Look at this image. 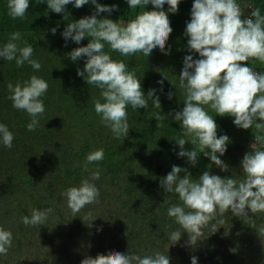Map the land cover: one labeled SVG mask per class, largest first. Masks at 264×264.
Instances as JSON below:
<instances>
[{
	"label": "trees",
	"instance_id": "trees-1",
	"mask_svg": "<svg viewBox=\"0 0 264 264\" xmlns=\"http://www.w3.org/2000/svg\"><path fill=\"white\" fill-rule=\"evenodd\" d=\"M97 3L117 5V11L97 17L117 23L128 7L126 0ZM6 4L7 0H0V47L8 42L10 34L19 32L21 39L13 42L21 47L25 42L31 45L32 59L41 68L36 71L27 63L17 67L14 60L0 58V123L14 134L11 149L0 143V226L13 234L12 247L7 256H0V264H81L86 256L95 258L110 251L140 256L158 251L170 257V264H191L192 256L198 258L197 264H264V212L247 210L251 219L230 211L218 214L202 229L196 245L189 243L188 233L167 215L172 204L180 203L177 194L166 193L160 185L161 177L173 165L187 168L193 178L210 171L239 181L244 178L241 160L249 152L248 142L255 134L254 128H238L234 117H221L205 106L218 125L217 135L229 137L227 151L220 157L228 171L215 166L203 153L195 166L187 157L178 156L181 149L175 140L188 139L183 136L180 122L174 119L175 112L184 107L186 95L179 86V74L186 55L199 58L188 52L184 35L193 0H181L175 14L167 13L168 6H164L173 29L165 49H170V54L154 49L149 57H123L105 45V52L113 59L123 60L128 70L135 72L146 96L156 90L161 104L160 109L155 108L148 100L147 109L136 111L129 106L130 129L123 139L114 138L95 113L94 101L100 98V90L77 75L86 58L74 62L68 56L73 49L86 46L90 37L76 44L62 36L67 24L91 16L95 6L89 2L77 9L68 4L64 13L57 14L48 9L46 0H30L26 18L12 19ZM257 5L264 10V0H258ZM145 10H153V6L149 4ZM140 11L137 7L135 14ZM53 28L55 34L51 32ZM258 65L264 63L249 61L252 68ZM32 75L45 79L49 85L42 97L45 112L38 117L35 131L27 129L32 118L13 108L7 89L9 83L15 85ZM157 114L164 119L157 121ZM193 147L199 153L198 145L190 142L184 150L191 151ZM94 149H103L104 159L87 164L86 155ZM97 169L100 178L91 182L100 190L99 202L74 214L61 193L78 186L83 179H91L92 171ZM33 208H53L54 212L42 225L25 226L21 217H30ZM177 230L183 232L181 238L171 244L170 234ZM233 248L235 253L230 251Z\"/></svg>",
	"mask_w": 264,
	"mask_h": 264
},
{
	"label": "clouds",
	"instance_id": "clouds-1",
	"mask_svg": "<svg viewBox=\"0 0 264 264\" xmlns=\"http://www.w3.org/2000/svg\"><path fill=\"white\" fill-rule=\"evenodd\" d=\"M38 2L45 3V0ZM89 2L95 6V13L67 24L62 36L76 44L90 37L86 46L73 49L68 56L74 62L86 58L83 70L77 69V75L100 90V98L94 101L95 113L112 131L114 138L123 139L130 129L129 106L136 111L147 109L148 100L155 108L160 109L161 104L155 95L156 90H150L146 96L135 72H130L123 60L113 59L105 52V45L123 57L136 54L149 57L154 49L170 54V49H165L173 29L167 13H177L181 0H126L129 9H134L133 18L122 23L97 18L100 13L117 11L115 4L102 5L97 0H46L48 9L57 14L64 13L68 4L79 9ZM29 3L30 0H7L8 16L12 19L26 18ZM257 3L258 0H193L190 21L186 22L187 50L198 54L199 58L186 55L179 74V86L185 89L186 95L184 107L175 112L174 119L180 122L183 136L188 139L175 140L181 149L178 156L187 157L188 162L195 166L199 154L203 153L215 166L228 171L220 157L227 151L229 137L217 135L218 125L205 106L221 117H234L233 123L238 128L255 129L248 142L249 152L241 160L243 179L222 178L210 171L193 178L187 168L176 165L161 177V187L166 193L177 194L180 201L167 209V215L188 233L191 245L197 244V238L203 234L202 229L218 214L230 211L236 216L244 215L251 219L247 210L264 212V72H261L264 65L254 66V69L249 66L250 60L264 63V10L261 11ZM149 4L153 10H145ZM165 5L168 6L167 13L163 10ZM137 7L142 11L135 14ZM51 32L55 34L56 28ZM20 39L19 32L10 34L8 42L0 47V58L14 60L17 67L27 63L38 71L41 64L32 59L33 47L26 42L22 47L13 42ZM48 88L47 81L36 75L15 85H7L8 99L12 101L13 108L26 112L32 118L27 124L29 131L36 130L38 117L45 112L42 97ZM172 96L170 91L168 98ZM164 117L157 114L155 119L159 121ZM13 140L14 134L8 126L0 123V143L11 149ZM188 142L198 145L199 153L195 147L191 151L184 150ZM103 159V149H94L86 155L87 164ZM84 170L88 171L87 166ZM99 178V170H93L91 179H83L78 186H70L61 193L74 214L99 202L100 190L91 182ZM53 212V208H33L30 217H21V222L25 226L42 225ZM183 232H172L169 237L171 244L178 242ZM12 241V232L0 226V256H7ZM230 251L235 253L236 249ZM197 260L192 256L191 264H197ZM81 264H170V257L158 251L143 256L110 251L95 258L86 256Z\"/></svg>",
	"mask_w": 264,
	"mask_h": 264
},
{
	"label": "rangeland",
	"instance_id": "rangeland-1",
	"mask_svg": "<svg viewBox=\"0 0 264 264\" xmlns=\"http://www.w3.org/2000/svg\"><path fill=\"white\" fill-rule=\"evenodd\" d=\"M133 11H134V9H129V6L126 7V9L123 11L121 23L127 22L129 19H132L133 18Z\"/></svg>",
	"mask_w": 264,
	"mask_h": 264
}]
</instances>
